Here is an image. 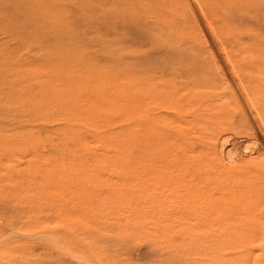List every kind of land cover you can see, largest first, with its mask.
Returning <instances> with one entry per match:
<instances>
[{"label":"rangeland","instance_id":"obj_1","mask_svg":"<svg viewBox=\"0 0 264 264\" xmlns=\"http://www.w3.org/2000/svg\"><path fill=\"white\" fill-rule=\"evenodd\" d=\"M0 264H264V0H0Z\"/></svg>","mask_w":264,"mask_h":264}]
</instances>
